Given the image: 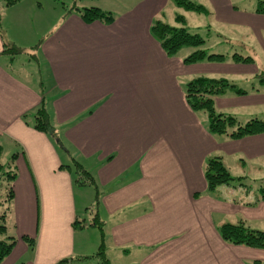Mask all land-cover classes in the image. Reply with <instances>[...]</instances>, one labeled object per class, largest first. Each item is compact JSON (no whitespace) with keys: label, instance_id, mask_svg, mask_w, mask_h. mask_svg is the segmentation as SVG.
<instances>
[{"label":"crops","instance_id":"obj_1","mask_svg":"<svg viewBox=\"0 0 264 264\" xmlns=\"http://www.w3.org/2000/svg\"><path fill=\"white\" fill-rule=\"evenodd\" d=\"M24 1L5 6L0 0V9H8L0 32V152L7 148L17 173L6 222L16 244L1 264H58L92 256L102 244L111 264H264V249L220 234L223 225L240 221L264 230V200L257 201L258 185L246 181L264 178V132L237 139L211 133L208 115L194 111L185 94L198 76L254 86L264 74L257 58L187 64L191 47L167 55L152 33L155 23L193 30L187 15L195 11L174 0L85 2L110 11L111 23L86 22L68 8L52 22H38L42 3L29 11ZM191 1L204 6L196 12L207 19L194 28L251 29L264 53L258 11L264 0L254 8L234 0ZM172 3L179 8L174 23L166 18ZM5 44L22 52L6 53ZM19 55L37 65L39 78L21 61L14 67ZM256 87L216 95L217 111L240 122L264 119V84ZM43 99L46 130L35 127ZM214 157L240 180L211 191L205 168ZM76 163L91 183L76 182ZM84 186L94 189L88 197Z\"/></svg>","mask_w":264,"mask_h":264},{"label":"trees","instance_id":"obj_2","mask_svg":"<svg viewBox=\"0 0 264 264\" xmlns=\"http://www.w3.org/2000/svg\"><path fill=\"white\" fill-rule=\"evenodd\" d=\"M21 0H3L5 6H12ZM78 0H74L71 11L79 13L82 19L86 22H93L96 20L106 21L111 23L114 16L110 11H106L97 6L79 5ZM80 1V0H79ZM175 3L184 7L187 10L204 11V6L197 4L191 0H174ZM259 12L264 13V2L261 1ZM1 18L0 13V32H1ZM177 19L185 23L183 15H178ZM153 35L160 41L165 52L169 56H174L183 47H191L193 50L184 59L187 64L198 63L202 61H217L222 62L232 59L235 62H253L254 58L251 55H244L240 52L233 53H215L210 52L205 47L206 39L199 32H192L187 26H172L164 21H158L152 27ZM4 52L9 54H19L22 49L15 44H5ZM258 82L254 86L240 87L234 82L226 78H209L207 76H198L193 78L186 84L185 94L190 107L196 112H204L209 117V130L211 133L217 135H226L231 138H242L252 134L264 132V119L251 118L246 122H240L238 118L231 114H224L218 112L215 105L214 97L218 94L225 93L229 90L234 91L236 94H248L251 89L257 90L258 85L264 84V74H260ZM49 111L47 103L43 99L37 109L35 115V127L40 130H46L50 127ZM1 156V152H0ZM15 158V156H14ZM78 168V175L76 182L84 185L92 182V176L88 170L84 169L81 164L76 163ZM0 185L4 187L5 194L0 200V205L3 206V211L0 214V264L12 252L15 244L16 237L7 235V216L10 211V203L14 198L13 181L17 173L14 168V161L2 163L0 159ZM205 177L208 183V188L211 191L217 189L219 185L231 184L234 181H239V178L232 176L229 169L219 157L208 159L205 168ZM261 181V182H260ZM258 187L259 197L257 201L264 200V178L260 180ZM246 185L244 183H240ZM247 186V185H246ZM250 188L248 187V190ZM1 198V197H0ZM78 223V222H77ZM97 225V221L92 223ZM221 236L231 242L237 244H244L251 247L264 249V230L254 229L250 227L245 221H240L236 224H225L220 229ZM6 236V237H5ZM5 237V238H3ZM25 240L34 246L35 240L25 236ZM94 261L92 264H111L105 252L104 245L92 256L82 258H65L58 264L71 262L72 264H84L83 261ZM18 264H25L20 262Z\"/></svg>","mask_w":264,"mask_h":264},{"label":"rangeland","instance_id":"obj_3","mask_svg":"<svg viewBox=\"0 0 264 264\" xmlns=\"http://www.w3.org/2000/svg\"><path fill=\"white\" fill-rule=\"evenodd\" d=\"M2 1V0H1ZM256 1L257 0H234L235 3H238L240 6L242 7H247V8H254V6L256 5ZM24 2V6H27V10L31 11L35 6L38 5V2L42 3V7H38L40 9L39 13H42L41 16L43 17H37L38 19L34 18L36 21L39 22V20L41 21L40 18H45L46 19H50V21H54V18L61 12H64L65 9L68 8V10H70L72 8V5L74 3V0H25ZM85 2H87V0H78L77 3L79 5H84ZM205 4V3H204ZM179 10V8H177L173 3L170 4L167 8H166V18L168 19L167 21L170 20L171 23H174V16H175V11ZM8 11V9H0L1 15L2 17H4L3 15L6 14ZM195 11V10H192ZM187 19L190 25H192L193 30L192 32H199L205 39H206V44L205 47L209 48L211 51H218L221 53H225V54H229V53H233V52H240L244 55H252L255 58H257V61L261 64L262 68L264 69V56L262 54H264L262 52V49L260 47V45L258 44L259 37L256 34L252 33V30L250 29L248 31V34H243V33H239L236 29L233 28V30H230L228 32L219 30L217 27H215L214 29L210 30L206 27H201V28H194L195 26L198 25H204L207 21L206 17L203 15H199L197 14V12L195 11L194 13H190L187 15ZM44 21V20H42ZM44 25H47V21H45L43 23ZM42 23H38L35 24L34 23V28H42ZM17 61H21L24 63V66H27V68L29 70L32 71V73H35V76L39 78V72H38V68L37 65H34L33 61H31L28 57H26L25 55H19L16 59V62L14 63V67H19V66H23L22 64H20ZM33 64V65H30ZM43 77H44V81L46 79V76L43 72ZM46 84H48L46 82ZM45 84V87L47 86ZM251 84H245L243 87H250ZM49 86H47L46 88L48 89ZM207 115L206 113H202ZM12 155V153L10 154ZM10 156H8L7 154V148H5L2 151V156H1V162L2 163H7L8 161H10ZM76 169V168H75ZM234 173V172H233ZM1 175V173H0ZM236 176V175H235ZM253 177H249L246 181L249 182L250 184L254 185L257 184L258 186L260 185L259 180H253ZM262 179V178H261ZM255 185V186H257ZM82 186V185H80ZM220 186V185H219ZM83 188V187H82ZM84 194L86 197H88V193L90 192V190H92L94 192V189L92 186H84ZM91 191V192H92ZM5 194V190L4 187H2L0 185V200L2 199V196ZM3 211V206L0 205V214ZM13 217L14 215H12L11 219H8V225H9V229L10 227H12V223H13ZM11 231V230H10Z\"/></svg>","mask_w":264,"mask_h":264}]
</instances>
